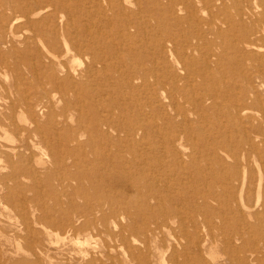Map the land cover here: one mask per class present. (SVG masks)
Masks as SVG:
<instances>
[{
	"label": "bare ground",
	"instance_id": "obj_1",
	"mask_svg": "<svg viewBox=\"0 0 264 264\" xmlns=\"http://www.w3.org/2000/svg\"><path fill=\"white\" fill-rule=\"evenodd\" d=\"M134 4L137 7H134L135 6ZM197 5L200 6L199 7V9L201 8L200 10H202V9L207 10L208 15L203 17L202 15L198 14V11L196 8ZM4 7L7 8V10H9L10 13L9 14H3V20L0 19V21L2 22L1 25L2 24H3V26L7 25V27H8V24H9V26H13V25H16V23L18 21H20V24H17L20 27V29L27 30V32L28 31L32 32L33 35L31 37H33V39L35 38L38 41L43 42L46 45V46L44 45L45 48H42V49H44L45 55L46 54L49 55V59L52 58L54 60V64L58 65L61 68V71L63 73V75H62L63 77L60 78L59 76H57L61 73L60 72H59V74L55 73L54 70L49 71L47 73L45 72V74L43 73V75L45 77L43 78V80L41 78L42 81L41 82L38 81L39 82L38 84H41V85L44 84V86H45V84H50L51 90L53 89L52 91H54V92H55V90L56 91L57 90H59V91L60 90H62V91L71 90L72 92H74V95H75L74 99H75L76 103H79L80 101H82L81 100L82 99L81 94L83 91H85V93L84 92L83 93L87 94V96L90 99L97 101V102H95L97 104H95V103L93 104L91 102V104H93V105H91V107L90 106L88 107V108H91V112L89 111L91 115L88 118V120L86 121V123L83 125H80L79 128L78 127L76 128V126L73 127V128H76L80 131L82 130V132H84L88 135V138H86L87 139L86 142H80V140L77 137H75V135L72 133L74 136L71 135L70 137H67L66 139L62 137V139H64V141H58L56 143H52V145H49V147L52 146V148H51L52 150H55L54 154L52 155L53 157L50 155L52 157V160L56 164V167L54 166L56 169L53 170V171H56L54 173V174H56L55 177L58 179L60 184L64 185V186L67 185L66 183H68V181L70 179L75 180L79 186L80 185L83 186L82 183H84L86 180L89 183L90 182L91 183H93V182L97 183V180L99 178L97 177V179H95L96 176L93 174L94 172H96V174L97 173L100 174L101 170L104 169L106 171L107 169L109 170V168H111L108 171L109 173L107 171L106 172L108 173V176L110 175V177L112 178V180L114 182L120 183L122 185V187L126 184V185L131 186L133 188L132 192H130L132 189L130 191L124 190L122 193H120L121 196L119 195L120 196L119 197V196L112 195L113 192H111V195H109L108 193L107 194L102 193L103 191L107 192V190L104 188V186H101L99 184V186H100V187L98 186L99 189H101V190H103V188L105 189L102 192H99L97 190L99 192V194L100 193L103 194V195L102 194L101 195H102V197H104V199L101 201L102 203L99 202L94 206H92L93 205V203H92L91 207H88V205L87 206H84V205L82 206L81 204L77 205L78 202L76 201L77 202L76 203L74 200L76 196H81L82 198L87 200V203H88V199L90 200V199H92L91 197H93V195L91 193H89L90 192L89 190L88 191H82L80 194L79 193L76 194V193L72 192V190L70 191L71 193H67L68 190H66V192H65L62 189L63 188L62 187L61 188L63 190V191L61 190L62 193L60 191V192H58L59 193L58 194L55 192V190H56V188H55V190L53 191L54 195L52 194L51 197L53 198V201L55 203V205H54V203L52 205L55 207L56 211L53 212V210H52L53 208L47 209V207H45V204H44L45 201L43 199H41V198L35 199V200H37V207L33 208L31 211H29V210L27 211L26 210L27 208L26 209L24 208L25 211L20 216L22 222L25 223L24 227L26 226V229L30 227V224H29L30 219L29 218H31V217L33 218V221H34L33 223H37V224L39 223L40 224V223L47 222V223L51 224L52 227L55 229L59 228L62 231H67L66 229L73 230L74 231L73 233L75 236H76L75 232H79L80 230L83 229L81 227L86 226V228H87L88 226L91 227V225H93V226H96V229H97L98 228L97 222L102 224V225H106L109 222H111V220H112L111 223H113V219H115V217H117V216H118V218H119V216L122 218V217H125V215H130L134 218L135 223L138 222V219H142L141 223L135 224V225L132 223L131 224L130 223L125 224L124 222H121V220L119 221L121 224V225H118L119 231L116 229V232L118 231V233H115V230H114V234L118 235L120 237V240L122 239L121 243L123 244V240H125V242H127V237L131 236L132 233L133 234L135 233V235H137L139 232H143L142 234L145 236L144 233L148 234L149 231L151 233L161 231L163 228L169 226L168 224H170V222H171L169 220L170 219L172 220L175 217H177L179 219L180 228L182 231H184V228L186 227L185 222H184L185 218L189 220L190 218H192V219L195 218L196 214H198V215L201 214L205 217V218H203V220L205 219L207 222V221H209V219H207V218H209V216H208L209 213H212V215H215V216H216V214L218 215V213H216V210H215V212H214V210L212 211V208H210L211 210L204 208L205 211H202L203 207L196 205L197 204V198H200V199H202V201L206 202V200L209 198L221 197L220 195H218L219 192H215L216 190H213V189L212 190L211 189L203 190L202 189V190H199L198 193L194 192L192 196H189L188 201L195 203V206L193 207V209L187 211V210H185L186 208L188 209V207L185 206L186 202H185V205L182 202L180 204H177V203L176 204H170V205L164 204L163 200L165 199L166 195L163 193V190L160 189L163 186L160 185L161 187L158 188V186H159L158 183H160L162 180H165L167 177L166 176L167 175L166 168L169 166V162H170L167 160V158L168 159L170 157L172 158L173 163L176 166V167H173V169L174 168L176 169L177 167L183 168L184 164L186 163V162H184L186 160H183L181 158L183 155V154H181L182 152L180 153L179 148H177V147H176V149H173L174 148L173 145L181 144L182 140L184 138H186V139H189L191 141L190 145L192 144L191 146H193L195 149L197 147H199V143H196L197 136H196V138H194L195 136L192 135L190 123H193V122L191 120L192 117L190 118V115L191 116L196 115L198 117H201L200 116L201 113L199 111L196 112L195 108H198V107L200 108L201 103H203V106L206 107L207 103L205 105H204V103L206 102L205 101L206 99L208 100L207 96H214L215 100H217V99L219 100V101H217L218 103L216 102L217 104L212 103L211 107L210 106H207V107L208 108L209 107L214 108L212 110H214V111L216 110L217 113L221 112L222 114H224L225 118L227 117L229 122L225 126L219 127V125H217L219 127V133H217V136H212L213 139H212V142L210 143V145L206 143L208 146H204V148L201 149L202 152H204V153L201 152V155L202 154L205 156L211 155L213 158L215 155V158H216L215 161L217 163H219L220 158L222 157L219 155V153L224 152L227 155V157L230 158L232 164L230 166V169L227 172H226V170L223 169L226 174L221 173V174H223V175H221L220 173H218L219 169H217L218 172L216 170L213 171V172H215L214 173L215 176L213 175L215 178L214 181L219 182V180L222 178L223 179L222 184H224L225 186L228 187L230 185V183L232 182V180H235V181L237 180L239 182L238 184L241 183L242 190H243L244 185H246L247 189H248V187L251 188L252 187L251 185L254 184L253 188L256 187L255 190H256V194H257L258 199L255 198V200H257V201L254 203H252L254 201V199H252L253 201L252 202L250 201V203H249L250 205L248 204V206L250 208L252 206L254 207V206L259 205V204L262 205L263 212H260V213L263 214V216H264V0H0V13L4 12V10H5ZM49 9H50L49 12H46L45 14H42V16H40L41 13H43L44 11H47ZM142 12L143 13L145 12V14L140 15ZM1 18H2V16H1ZM220 22H222L226 25V27L224 29L223 28L221 29ZM169 23H170V25H172V27L169 26ZM203 25L206 26L205 30H204V28H202ZM24 30L22 32H24ZM203 31H206L209 34H211V32H212V33H214L213 35H215L217 37H221L223 39H228L227 42L225 41L226 42L225 45L223 44L224 45L223 46V52L221 53V51H222L221 50L220 53H218L220 55L225 54V56L228 54L232 55L231 57L228 56L229 61H230V65H231V66L229 65V67L233 68V69L231 68V70L233 71L232 75L230 74L232 76V78L230 80H228V82L226 83L225 90L224 89L221 90L222 87L218 86V85H222L221 83L219 84V80H218V83H216V82L213 83L210 81L212 79L213 75L216 74L215 70L217 67L214 70L215 72L212 74L213 70H210L211 68L208 67L209 64L205 65L203 62H200L199 60H197L198 58L193 57V55H194L193 53H195L198 50V39L201 38L200 37L201 35H204ZM2 32H3V30H2ZM20 32H21V30H20ZM3 34H4V32H3ZM205 35H208V34H205ZM5 38H7L6 35H5ZM205 38H208V37L205 36ZM3 39L1 40L2 41L1 44L3 43ZM23 39H24V37H23ZM27 42L28 41H26L25 43H27ZM29 42H28V44H29ZM209 42H211V41H209ZM43 43H41V44H43ZM204 43H205V40H204ZM219 43L222 44V42H219ZM219 43H217V44H219ZM221 44H219V45H221ZM7 45H8V43H7ZM213 45H214V43H213ZM203 46H206V45L204 44ZM36 47H37V45H36ZM0 48H2L3 49L2 52H4L5 49L2 46ZM19 49H21V51H22V48H19ZM23 49H24V47H23ZM218 49H220V48H218ZM201 50H202V52L204 51V49H201ZM211 50H213V49H211ZM199 51H200V49H199ZM2 52H0V53H2ZM23 52L24 51H22V53ZM205 52H209V51L205 49ZM6 53H7V51H6ZM14 53L16 54L15 49H14ZM27 53H28V50H27ZM5 54H3V56ZM8 54H10V53H8ZM40 54H42V51ZM201 54L202 53H200V56H201ZM12 56H13V54H12ZM12 56L11 57L9 56V57L12 58ZM17 56H18V54L16 56H14L13 58L15 59V57H17ZM26 56H27V54H26ZM38 56H37V58L40 59V56L39 57ZM80 56L81 57L83 56L86 60H85L83 66L80 65L82 68L79 70L78 69L79 67L77 68L74 66V65H76V62L74 64L73 60L75 58L77 59V57H78L77 60H79ZM207 56L209 57V55H207ZM214 56H215V54H214ZM83 57L81 59H83ZM208 57H206V59ZM20 58H21V56H20ZM20 58H18V59H20ZM201 58H204V57H201ZM42 59L43 58H41V60ZM217 59H215V60H217ZM219 59H218V61H215V60L214 61L219 62L220 61ZM2 60L4 61V59H2ZM33 60H31V61H33ZM50 60H49V62H50ZM221 60H222V58H221ZM223 60H225V59L223 58ZM38 61H40V60H37L36 62H38ZM43 61L46 62V60H43ZM4 62L1 63V65L4 64ZM22 62H23V60H22ZM44 62H43V64H45ZM71 62L73 63V65ZM215 62H214V64H215ZM78 63H81V62H78ZM13 64L15 65V63H13ZM50 64L51 63H49V65ZM197 64L199 66H197ZM218 64H220V62ZM225 64H227V63L225 62ZM225 64H223V65H225ZM41 65H42V62H41ZM220 66H219V68H220ZM26 67H28L27 64H26ZM179 67L181 70H185V72H187V75L184 74L185 73L184 72L183 73L184 76H182L183 74H180L177 71V69ZM212 67H213V65H212ZM224 67H226V66H224ZM10 68H12V67L10 66ZM13 68H14V66H13ZM31 69L33 70V68H31ZM8 70H10V69H8ZM217 70H218V68H217ZM225 70H226V68H225ZM225 70H224V72H225ZM10 71H12V70H10ZM40 71H43V70L41 69ZM56 71H57V69H56ZM198 72L200 74H198ZM13 73H15V72L13 71ZM197 74L204 77V79L206 80V81L204 80V84L206 83L205 89L209 94L206 92L202 93L203 86L200 83L199 84L194 83L195 78H196L195 76ZM219 74H221V73H219ZM219 74H217V75H219ZM19 75H17V76H19ZM24 75H25V73H24ZM27 75L29 76V74H27ZM34 75H36V73ZM41 75H42V73H41ZM185 75H186V77H185ZM225 75H228V74H225ZM77 76L79 77L78 79L76 78ZM34 77L32 79H34ZM197 77H199V76H197ZM202 77H201V79H202ZM221 77H223V74ZM56 78H59V79L56 80ZM25 79H26V76H25ZM221 80H222V78H221ZM16 81H14V83ZM223 81H226V80H223ZM34 82H35V80H34ZM199 82H201V81H199ZM208 82L213 83V85L210 86V83H208ZM38 84H37V86H39ZM32 85H33V87H35L34 84H32ZM46 87H47V85H46ZM46 87L44 89H46ZM121 88H123V89L127 88V89H129L128 91H130V92L132 90V92H133L132 94L134 97L137 95H139V96L144 95L143 96L144 101L135 102L136 97L135 98L131 97L132 98L131 101H133V102L131 104H128V103L124 104V102H123L124 100L121 101L117 98L114 99V97H111V96H109L110 99L108 100L107 95H109V94L111 95L113 93L112 91H118L119 92V89L121 90ZM29 89H33V88L29 87L28 90ZM161 90L163 92H165L164 93L165 98L167 99L166 104H160V103L156 104L159 101H161L160 100L161 98H158V96H157L160 93L159 91H161ZM16 91H18V90H15V92ZM33 91H35V90H33ZM33 91L31 93H33ZM26 92L28 93L27 90L25 91V93ZM37 92H39V91H37ZM39 94H40V92H39ZM43 94H44V90H43ZM45 94H46V92H45ZM51 94H53V93H51ZM128 94H130V93H128ZM62 95L63 94L60 95V98ZM20 96L18 98H20L24 102L25 100L22 99L24 96L23 95H22L23 97H20ZM30 96L28 97V95H27V98H30ZM72 96H73V94H72ZM36 98H39V97L37 96ZM126 98H128V97H126ZM20 99H19V101H20ZM41 99H42V97H41ZM50 99H52V98H50ZM68 99H70V98H68ZM86 100L88 103L90 102V101H88V99H86ZM141 100H142V98H141ZM1 101H2V99H1ZM27 101H29V100H27ZM73 101L70 100L71 104L70 103L69 104L73 105L72 104ZM51 102H52V100H51ZM67 102H68V100H67ZM116 102H119L120 104L119 103L116 104ZM47 103H48V101H47ZM8 104H10V103L8 102ZM14 104H16V103H14ZM14 104H12V105H14ZM18 104H19V102H18ZM20 104L22 105V102ZM87 104H86V106H87ZM82 105L84 106L85 103H83ZM82 105H79V106L82 107ZM12 107L14 109V106H12ZM15 107H17V106H15ZM26 107L27 106L25 105V108ZM36 107H35V109H36ZM65 107L70 108L71 106H65ZM80 107H78V108H80ZM38 108H40V107H38ZM42 108H41V110H42ZM80 109L83 110V107ZM205 110H207V109H205ZM11 111H12V109H11ZM14 111H12V113ZM41 112L42 111H40L38 113H41ZM209 112L210 111L208 110L207 113H209ZM212 113H214V112H212ZM217 113L215 112V114H213V115L215 116ZM13 114H11V116H13ZM83 115L87 116V114H83ZM39 116H40V114H39ZM51 116L53 117L52 114H51ZM205 116L207 117L206 114H205ZM218 116H220V115H218ZM224 116L223 117L220 116V120H221V118H224ZM19 117H20V115H19ZM198 117L196 118V120L198 119ZM33 119L35 120L36 118L34 117ZM38 119H36V120H38ZM49 119H53V118H49ZM192 119H194V118H192ZM208 119H209V117H208ZM12 120L14 122L13 118H12ZM214 120L211 119V121L213 123H214ZM216 120H217V118H216ZM2 121H0V122H2ZM50 121H48V122H49V124L51 123V125H52V123H55V122H50ZM10 122H12V121H10ZM30 122H32V121H30ZM216 122H218V121H215V123ZM220 124H222V123H220ZM17 126H18V124H17ZM208 127H209V125L207 122L206 123L201 122V124L199 125V128H201V129L207 130ZM39 128H40V126L35 124L31 128H29L27 131H28V133H31L35 136L38 134L39 136L42 137L43 133L41 134V130H39ZM56 128L54 126L53 131H55ZM65 128H66V130L68 129L67 125ZM193 128H195V126H193ZM15 129H17V128H15ZM48 129H51V127ZM48 129H47V132H48ZM17 130H19V129H17ZM21 130H19V131H21ZM57 130H60V129H57ZM69 130H71V128H69ZM43 131H46V130H43ZM62 131L63 130L61 129V132ZM61 132H59V133H61ZM68 133H71V131L67 132V134ZM205 133H206V131H205ZM213 133H214V130H213ZM43 135H47L46 132ZM64 135L67 136L65 131H64L63 136ZM76 135H77V133H76ZM29 136H30V134L28 135V137ZM41 137H40V140H43ZM50 137H51V135H50ZM54 138L56 139V136H54ZM157 138L162 140V141H160V142H162V143H160V145L155 144L156 141L159 140ZM199 138L200 137H198V139ZM48 139H51V138H48ZM60 139H61V137H60ZM57 140H59V139H57ZM73 142H75V143H73ZM44 143H46V142L44 141ZM71 143L73 144L72 146L75 145V148H68V146H71ZM84 144L86 145V147H88L87 150L81 149V147ZM157 144H159V143L157 142ZM27 145L28 144H26V143L25 144H18L15 146L11 145L8 148V150H9L8 153H15L17 150H19V148H22V146H25L26 148L30 147V145H28V146ZM33 146L35 147V142H33V145H31V148ZM170 146H173V148ZM200 146H202V145L200 144ZM29 149L30 148H28V150ZM51 149H49V150H51ZM197 151H199V150L196 149V152ZM20 152L24 153L22 151H20ZM51 153L52 152L50 151V154ZM31 154H33V153H31V149H30V155ZM198 154H200V153H198ZM18 155H20L19 159H21L20 160V166H19L20 168H18L19 171H20V169H26L25 171H27V170L30 171L31 169H33V166H31L32 161H30L32 158L30 160H28L30 158L29 155H28V157H29L28 159L24 158L23 154H22L23 155L22 158H21L20 153ZM190 157H191V162L192 161H198L197 156H190ZM39 158H41V157H39ZM67 158H69V159H67ZM35 160L37 163H43V162H41L42 161L41 159L36 158ZM65 160H70V163L67 164ZM187 160H189V159H187ZM224 160L225 159H222V161H224ZM12 161H14V160L12 159ZM8 163H9V161H8ZM10 163H11V161H10ZM17 163H16V165H17ZM82 163H85V164L83 165ZM193 163L195 165V162H193ZM193 163H192V165H193ZM12 164H10V165H12ZM204 164H205V162H204ZM223 164H225V163L223 162ZM223 164H222V166H223ZM170 165H173V164L170 162ZM83 166H84V169L79 171V167H83ZM202 166H204V165L202 164ZM202 166H200V167H202ZM219 166H221V165L219 164ZM192 167L195 168V166H192ZM16 168L13 169V174H12L13 176L17 175L18 170ZM71 168H75V169H77V171H75V172L71 171ZM186 168H184V169H186ZM34 169H36V168H34ZM61 169L65 170V172H61L59 174V176H57V174L60 172ZM113 169H115L116 172L118 171L119 174L118 173L114 174L115 172H113ZM184 169H181V170H184ZM212 169H214V168H212ZM188 170L191 171V169H188ZM188 170H185V171L187 172ZM191 172H190V174H191ZM107 173H105V174H107ZM180 173L181 172H179L177 174H180ZM98 174H97V176H98ZM103 174H104V172H103ZM177 174H176V176H177ZM183 174H185V173H183ZM210 174H208V175H210ZM170 175H168V176H170ZM172 175H173V173H172ZM28 176H29V173H28ZM189 176H191V175H189ZM189 176H187V177H189ZM24 177H26V176L24 175ZM52 177H53V174L50 176V178H52ZM196 177H197V175H196ZM200 177H201V174H200ZM205 177H206V174H205ZM205 177L203 179H205ZM20 178H21V176H20ZM182 178H183V176H182ZM210 178H212V177H210ZM167 179H168V177H167ZM199 179L197 178V180H199ZM203 179H202V181H203ZM31 180H32V178H31ZM208 180H209V177H208ZM16 181H18V180H15V183H16ZM101 181H102V179H101ZM172 181H171V184H172ZM13 182H14V180H13ZM103 182L104 181H102V183ZM96 183H94V187H95ZM105 183H107V182H105ZM186 183H184V184H186ZM168 184L169 183H166L165 185L169 186ZM17 185H19V184H17ZM91 185H93V184H91ZM111 185H113V182H111ZM162 185H163V183H162ZM193 185H194V183H193ZM67 186H69V185H67ZM118 186H117V188H118ZM176 186H179V185H176ZM221 186H220V188H221ZM237 186L239 187V185H237ZM105 187H107V186H105ZM234 187H235V184H234ZM238 187L237 188L232 187V188L235 190V189H238ZM91 188H93V187H91ZM185 188H187V186ZM64 189H65V187H64ZM108 189H110V187ZM124 189H126V188H124ZM23 190H24V188H23ZM82 190H84V189H82ZM93 190H94V188H93ZM189 190L190 189L188 188V191ZM222 190L225 191L226 188H225V190L224 189H222ZM227 190H229V188H227ZM255 190H253V191H255ZM179 191H180V189H179ZM129 192H130V194H129ZM232 193L233 192H231V195H232ZM240 193H242V192H240ZM240 193H238V194H240ZM250 193H251V191H250ZM22 194H24V193L22 192ZM63 194L66 197L65 200L61 197V195H63ZM168 194H170V192H168ZM189 194L190 193H188V195ZM235 194H237V193H235ZM19 195L20 194H18L17 196H19ZM172 195L174 196V193ZM11 196H10V198H11ZM32 196H34V195H32ZM176 196H177V193H176ZM176 196H175V199H173V200H176V198H177ZM22 197H23V195H22ZM224 197H225V194H224ZM226 197L228 198V196H226ZM15 198L17 199V197H15ZM19 198H21V197L19 196ZM33 198L34 197H32V199ZM261 198H262V200H259ZM97 199H99V198H97ZM167 199H169V196L166 197V200ZM10 200H12V199H10ZM23 200H26V198ZM95 200L93 199V202ZM28 201H30V200H28ZM98 201H100V200H98ZM170 201H171V199H170ZM226 201H224V202H226ZM239 201H241L240 197H239ZM15 202H17V201H15ZM25 202L24 201L22 202V203H24L23 205H25ZM95 202H97V201H95ZM152 202H154V205L151 204ZM174 202H172V203H174ZM205 202H203V203L206 204ZM241 202L244 204L243 201H241ZM28 203H30V202H28ZM28 203H27V205H28ZM64 203H66V204H64ZM18 205L20 206L21 204L19 203ZM30 205L31 204H29V206ZM64 205H66V207ZM48 206H49V204H48ZM57 206H58V208H57ZM233 206L235 207V205H233ZM221 207H223V206H221ZM240 208H242V207H240ZM19 209H21V208H19ZM237 209L239 210V208H237V206H236V210ZM231 210H234V209H231ZM242 210H243V208H242ZM258 210L257 211H256V209L253 210V211H255L253 213H255V215H256V212L260 211V210L259 211ZM229 211L227 212L228 215L230 214ZM55 212L58 213L57 216L55 215ZM242 213H241V215H244ZM93 214H95V215L98 214L99 215L98 218L97 219L94 218V220L89 219L90 215L92 217L95 216ZM225 214H226V210H225ZM238 214H239V212H238ZM212 215L210 216L211 218H212ZM241 215H239V216H241ZM235 216H237V215H235ZM231 218H232V216H231ZM241 218H242V216H241ZM248 218L249 217H246L245 219H248ZM125 219L122 221H125ZM220 219H221V216H220ZM226 219H228V218H226ZM260 219L261 218L259 217L258 220L261 221ZM81 221H84L87 225L85 224V226H82V225H84V223L82 222V224H81L80 223ZM193 221H195V220H193ZM223 221H225V220H223ZM232 222L233 221H231V224H232ZM30 223L32 224V220L30 221ZM75 223H77V225ZM79 223H80V225H79ZM114 223H113V225L115 226ZM238 223H240V222H238ZM244 223H240L238 225H241ZM259 223H261V222H259ZM186 225L188 226V224H186ZM195 225H196V223H195ZM200 225H202V224H200ZM216 225L214 227H217ZM221 225H223V224H221ZM234 225H236V223ZM31 226H33V225H31ZM118 226L116 225V227H118ZM225 226H227V225H224V227ZM255 226L253 224L251 226V229H252V227H255ZM33 227H35V226H33ZM79 227H80V229H79ZM89 227L87 229H89ZM108 227L106 229H108ZM110 227H111V225H110ZM169 227H171V226H169ZM197 227H199V226H197ZM228 227H229L228 229L232 228L230 226H228ZM233 227L235 228V226H233ZM256 227H259L258 224ZM176 228H177V226H176ZM172 229H173V227H172ZM245 229H247V228H245ZM30 230H31V227H30ZM91 230H93V229H91ZM101 230L103 231V229H101ZM173 230H171V233ZM248 230H246V231H248ZM169 231H170V229H169ZM242 231H244V230H242ZM176 232L177 231L174 230V234ZM249 232H251V231H249ZM249 232H247L248 235H249ZM106 233H107V231H106ZM151 233H150V235H151ZM177 233H179V232H177ZM182 233H180V234H182ZM198 233L200 234V232H198ZM66 234H68V231ZM108 234H110V231ZM184 234H185V232H184ZM196 234H197V232H196ZM199 234H198V237L202 238V236H199ZM252 234H254V232H252ZM194 235H195V233H194ZM232 235H234V234L232 233ZM149 236H148V238H150ZM170 236H172V235H170ZM196 236H195V238H196ZM77 237H78V235H77ZM181 237L183 238L184 236L182 235ZM207 238L205 236L204 239H207ZM132 239H134V238H132ZM145 239H147V238H145ZM142 240H143V238H142ZM160 240H163V239L161 238ZM173 240H175V238ZM191 240H189V243ZM228 240H230V239H228ZM164 241H166V239L163 240V242ZM199 241H200V239H199ZM146 242H148V241H146ZM168 242H170V241H168ZM149 243H151V242L149 241ZM153 243H155V242H153ZM177 243H178V241H177ZM194 243H195V241H194ZM196 244H199V243H196ZM196 244H194V245H196ZM131 245H134V244H131ZM173 245L175 248V244H173ZM176 245H178V244H176ZM186 245L187 244H185V246ZM166 246H168V245L166 244ZM192 246H193V244H192ZM232 246H230V247H232ZM148 247H149V245H148ZM160 247H162V246H160ZM239 247H241V246H239ZM127 248L130 249L131 247H127ZM157 248H158V246H157ZM236 248H237L236 249V251H237L238 247L236 246ZM135 249L138 250V247H136ZM246 249H247V247H246ZM146 250L147 249H145L144 252ZM172 250H174V249H172ZM250 250H251V247H250ZM250 250H249V252H250ZM253 250H255V249H253ZM156 251H160V248H159V250H156ZM179 251H181V250H179ZM179 251L177 253L178 255L180 254ZM183 251L184 250H182V252ZM192 251H195V249ZM192 251H191V253H193ZM196 251H197V249H196ZM203 251H201V252H203ZM147 252H150V251H146V253ZM244 252L245 251H243V253ZM254 252H256V251H254ZM128 253H130V252H128ZM161 253L162 252H159L158 254L160 255ZM184 253L185 252H183V254ZM191 253H190V255H191ZM141 255H143V254H141ZM172 255H170V257L176 256V255H174V256H172ZM192 255L194 256V254H192ZM246 255H248V254H246ZM187 256L185 254V259ZM254 256H252V257H254ZM259 256L261 257V254ZM138 257L141 258V256H138ZM183 257L184 256H182V258ZM227 257H229V256H227ZM247 257L244 260H246ZM144 258L146 259L147 257H144ZM162 258H163V255H162ZM194 258L192 260H194ZM202 258H203V256H202ZM145 259L140 260V261H142V264H143V261H146ZM198 259H196V260H198ZM205 259H206V257H205ZM237 259H239V258H237ZM88 260L90 261V258ZM88 260L86 262H88ZM170 260H172V259H170ZM187 260H186V262H187L186 264H188V262H189ZM192 260H190V261H192ZM195 262H193V263L191 262V264H194ZM247 262H245V263L247 264ZM202 263H205V262H202ZM198 264H200V263H198ZM209 264H210V262H209ZM249 264H250V262H249Z\"/></svg>",
	"mask_w": 264,
	"mask_h": 264
},
{
	"label": "rangeland",
	"instance_id": "obj_2",
	"mask_svg": "<svg viewBox=\"0 0 264 264\" xmlns=\"http://www.w3.org/2000/svg\"><path fill=\"white\" fill-rule=\"evenodd\" d=\"M219 4V3H218ZM135 5V4H134ZM133 5V6H134ZM134 7H137L136 5L134 6ZM199 7L200 6H196V8H197V11H198V14H200V15H202L203 17L204 16H207L208 14V11L207 10H204V9H202V10H200L199 9ZM5 8V7H4ZM200 10V11H199ZM50 11V9L49 10H47V11H44L43 13H41V15L40 16H42V14H45L46 12H49ZM203 11V12H202ZM5 12V13H4ZM4 12H2V13H0V19H2L3 20V14H9L10 13V11L9 10H7V8H5V10H4ZM142 14H145V12L143 13H141L140 15H142ZM147 14V13H146ZM1 16H2V18H1ZM39 16V15H38ZM134 17V16H133ZM1 21H0V47L2 46L5 50H4V52L6 53V51H7V53L5 54L4 52H2L3 51V49L2 48H0L1 50H0V52H2V53H0V121H2V122H0V264H142V261H140V260H144L145 258L144 257H147L145 260L146 261H143V264H186L187 262H186V260L187 261H189L188 262V264H191V262L193 263V262H195L194 264H198V263H200V264H209V262H210V264H246L245 262H247V264H249V262H250V264H264V216H263V214H261L260 212H263V207H262V205H256V206H252V207H250L249 208V206H248V204L250 203V201L252 202L253 200L252 199H254V201L252 202V203H254V202H256L257 200H255V198L256 199H258L257 198V194H256V187L255 188H253V186H254V184L253 185H251L252 187L250 188V187H248V189H247V186L246 185H244V187H243V190H242V185H241V183L240 184H238L239 182L236 180H232V182L230 183V187L228 186H225L224 184H222L223 182V179L221 178L220 180H219V182H216V181H214L215 180V178H214V173L215 172H213V171H217L218 172V170L217 169H219V172L218 173H223V174H226L225 173V171L224 170H226V172L230 169V166H231V160H230V158L229 157H227V155L224 153V152H220L219 153V155L220 156H222L221 158H220V162L219 163H217L216 161H215V155H214V158L211 156V155H209V156H205V155H201V152H202V150L201 149H203L204 148V146H208L207 144H209L210 145V143L212 142V139H213V137L212 136H217V133H219V127L220 126H225L228 122H229V120H228V118L226 117L225 118V116H224V114H222L221 112H219V113H217V111L215 110H212V109H214V108H210L211 107V104L213 103H215V104H217L218 102L217 101H219L218 99L217 100H215L214 99V96H207L208 97V100L206 99L205 101V103H204V105L206 104V107L207 106H210L209 108L207 107H205V106H203V103H201V105H200V108L198 107V108H195L196 109V112H200L199 114H200V116L202 117H198V116H196V115H190V118L192 117V118H194V119H192L191 118V120H192V122L193 123H190V127H191V131H192V135L193 136H195L194 138H196V136H197V138H196V143H199V147H197L196 149H198L199 151H197L196 152V149L193 147V146H191L190 145V143H191V141L189 140V139H186V138H184L183 140H182V142H181V144H179V145H173L174 146V148H173V146H170V147H172L173 149H176V147L177 148H179V151H180V153L181 154H183L182 155V159L183 160H186V161H184V162H186L185 164H184V167L183 168H181V167H177L176 169L174 168L173 169V167H176L175 166V164L173 163V160H172V158L170 157L169 159L167 158V160L168 161H170L173 165H170V162H169V166L166 168V173H167V177H168V179H167V177H166V179L165 180H162L160 183H158V188H160L161 186H163V187H161L160 189H162L163 190V193L166 195V197H168L169 196V199H167L166 200V197H165V199L163 200V203L164 204H166V205H170V204H180L181 202L182 203H184V205H185V202H186V207H188V209L186 208L185 210H187V211H189V210H191V209H193V207L195 206V203H193V202H189L188 201V198H189V196H192L193 195V193L194 192H196V193H198L199 192V190H205V189H213V190H216L215 192H219V194L218 195H220L221 197H219V198H216V197H213V198H209V199H207L206 200V202L205 201H202V199H200V198H197V204L196 205H199V206H201V207H203V209H202V211H205V209H209V210H211L210 208H212V211L214 210V212H215V210H216V213H218V215L216 214V216L215 215H212V213H209V218H207V219H209V221H207L206 222V220L204 221L203 220V218H205L203 215H201V214H196V217L195 218H190L189 220L188 219H184V222H185V228H184V231H182L181 230V228H180V225H179V223H180V221H179V219L177 218V217H175V218H173L172 220L170 219L169 221H171L170 222V224H168L169 226H171V227H169V226H167V227H165V228H163L161 231H159V232H153V233H151L150 231L148 232V234H146V233H144L145 234V236L142 234L143 232H139L137 235H135V233L133 234L132 233V235L131 236H128L127 237V242H125V240H123V244L121 243L122 242V239L120 240V237L118 236V235H116V234H114V230H115V233H118V231H119V226L118 225H121L120 224V220H121V222H124L125 224H127V223H132V224H139V223H141V221H142V219H138V222L137 223H135V221H134V218L132 217V216H130V215H125V217H120L119 216V218H118V216L117 217H115V219H113V223L115 224V226L113 225V223H111L112 222V220H111V222H109L108 224H106V225H102V224H100V223H98L97 222V229H96V226H93V225H91V227H89V229H87L86 228V226H85V222L84 221H81L80 223L82 224V222L84 223V225H82V226H85V227H81V228H83L82 230H80L79 232H75V234H76V236L74 235V231L73 230H69V229H66L67 231H68V234H66L67 233V231H62V230H60L59 228H53L52 227V225L51 224H49V223H47V222H45V223H33L34 221H33V218L31 217V218H29L30 219V221L32 220V224L30 223V221H29V224H30V227H31V230H30V227L29 228H27L26 229V226L24 227V222H22V220H21V215L24 213V211H25V209L28 211H31L33 208H36L37 207V200H35V199H39V198H41V199H43L45 202H44V204H45V207H47V209H50V208H53L52 210H53V212L54 211H56L55 210V207L52 205L53 203H54V201H53V198L51 197L52 196V194L54 195V193H53V191L55 190V188H56V190H55V192L56 193H58V192H60L62 189L66 192V190H68L67 191V193H71L70 191L72 190V192H74V193H76V194H80L82 191H90L89 193H91L92 195H93V197H91L92 199H88V203H87V200H85L84 198H82L81 196H76L75 197V202L77 201L78 202V204L77 205H79V204H81L82 206L84 205V206H87L88 205V207H91V204L93 203V205L92 206H94V205H96L97 203H102L101 201L104 199V197H102V193H105V194H109V195H111V192H113V194L112 195H114V196H121V194L120 193H122L124 190H127V191H130L131 189V191L130 192H132L133 191V188L131 187V186H128V185H124L123 187L124 188H126V189H124L123 187H122V185L120 184V183H117V182H114L113 180H112V178L110 177V175L108 176V171L111 169V168H109V170L107 169L106 171L108 172H106L104 169V171L103 170H101L100 172L102 173H100V174H98V176H97V174H96V172H94L93 174L96 176L95 177V179H97V177L99 178L98 180H97V183L96 182H93V183H89L87 180L84 182V183H82V185L83 186H79L77 183H76V181L75 180H73V179H70L69 181H68V183H66L67 185H69V186H67L66 184V186H64V185H61L60 184V182L58 181V179L55 177V175L56 174H54L56 171H53L54 169H56L55 167H56V164L54 163V161L52 160V155L54 154V151L55 150H52L51 148H52V146L51 147H49V145H52V143H56V142H58V141H64V139H62V137L63 138H67V137H70L71 135H75V137H77L79 140H80V142H86V138H88V135L86 134V133H84V132H82V130L80 131V130H78V129H76L77 127L79 128V126L80 125H83V124H85L86 123V121L88 120V118L90 117V112H91V108H88L89 106L91 107V105H93L95 102H97V101H94V100H92V99H90L88 96H87V94H84L85 93V91H83L82 92V94H81V96H82V101H80L79 103H76L75 102V95H74V92H72L71 90H66V91H62V90H55V92L54 91H52L51 90V85L50 84H45V86H44V84L43 85H41V84H38L39 82L38 81H42L43 80V78L45 77L44 75H43V73L45 74V72L47 73V72H49V71H55V73H58L59 74V72L61 73V74H59V75H57V76H59L60 78L61 77H63L62 75H63V73H62V71H61V68L58 66V65H56V64H54V60L52 59V58H50L49 59V55H45V53H44V49H42V48H45V44L43 43V42H40V41H38L37 39H33V37H31L32 35H33V33L32 32H30V31H28L27 32V30H24V29H20V27L17 25V24H20V21H18L17 23H16V25H13V26H9V24H8V27H7V25H5V26H3V24L1 25ZM171 23V22H170ZM170 23H169V26H171L172 27V25H170ZM172 24V23H171ZM204 26V27H203ZM202 26V28H204V30L206 29V26L205 25H203ZM220 26H221V29L223 28H225L226 27V25L224 24V23H222V22H220ZM174 27V26H173ZM2 28V29H1ZM2 30H3V32H4V34H3V32H2ZM20 30H21V32H20ZM24 30V32H22ZM9 32V33H8ZM13 32V33H12ZM206 31H203V33H204V35L205 34H208V35H205V36H207L208 38H205V36L204 35H201L200 37L201 38H199L198 39V50L195 52V53H193L194 55H193V57L195 58H198L197 60H199L200 62H203L205 65L206 64H209V68H211L210 70H213L212 71V74L215 72L216 74V76L215 75H213V77H212V79L210 80L211 82H213V83H218V80H219V84L221 83L222 85H218L219 87L221 86L222 88H221V90H225V88H226V83L228 82V80H230L231 78H232V70H231V68L232 67H229V65H230V61H229V58H228V56L229 57H231L232 55L231 54H228V55H226L225 56V54H223V55H220V54H218V53H220V51H221V53L223 52V46L225 45V43L227 42V40L228 39H223V38H221V37H217V36H215V35H213L214 33H212L211 32V34H209L208 32H206ZM8 33V34H7ZM18 34V35H17ZM5 35H6V37L7 38H5ZM212 35V36H211ZM4 38H2V37ZM30 36V37H29ZM203 36V37H202ZM23 37H24V39H23ZM210 37V38H209ZM213 37V38H212ZM26 38V39H25ZM29 38V39H28ZM31 38V39H30ZM3 39V43L1 44V40ZM203 39V40H202ZM216 39V40H215ZM30 41L29 42V44H28V42L27 43H25L26 41ZM204 40H205V43H204ZM219 40V41H218ZM223 40V41H222ZM11 41V42H10ZM13 41V42H12ZM209 41H211V42H209ZM216 41V42H215ZM226 41V42H225ZM39 42V43H38ZM208 44H207V43ZM219 42H222V44L221 43H219ZM7 43H8V45H7ZM41 43H43V44H41ZM203 43V44H202ZM211 43V44H210ZM213 43H214V45H213ZM217 43H219V44H221V45H219V44H217ZM26 46H25V45ZM28 44V45H27ZM35 44V45H34ZM206 45V46H203V45ZM224 44V45H223ZM36 45H37V47H36ZM41 45V46H40ZM45 45V46H44ZM13 46V47H12ZM30 46V47H29ZM220 46V47H219ZM222 46V47H221ZM23 47H24V49H23ZM19 48H22V51H24L23 53H22V51H21V49H19ZM31 48V49H30ZM35 48V49H34ZM37 48V49H36ZM210 48V49H209ZM218 48H220V49H218ZM7 49V50H6ZM14 49L16 50V54L14 53ZM19 49V50H18ZM41 49V50H40ZM199 49H200V51H199ZM201 49H204V51L202 52V50ZM205 49L206 50H208L209 52H205ZM211 49H213V50H211ZM10 50V51H9ZM12 50V51H11ZM19 52H18V51ZM27 50H28V53H27ZM35 50V51H34ZM30 51V52H29ZM39 53H38V52ZM41 51H42V54H40L41 53ZM18 52V53H17ZM36 52V53H35ZM8 53H10V54H8ZM33 53V54H32ZM35 53V54H34ZM200 53H202L201 54V56H200ZM213 53V54H212ZM2 54V55H1ZM3 54H5L4 56H3ZM12 54H13V56H12ZM18 54V56L17 57H15V59L13 58L14 56H16ZM26 54H27V56H26ZM40 54V55H39ZM199 56H198V55ZM205 54V55H204ZM214 54H215V56H214ZM35 55V56H34ZM40 56V59L39 58H37V56ZM207 55H209V57L207 56ZM217 55V56H216ZM12 56V58H10V57ZM20 56H21V58H20ZM25 56V57H24ZM31 58H30V57ZM38 56V57H39ZM42 56V57H41ZM220 56V57H219ZM222 56V57H221ZM6 57V58H5ZM83 57V56H82ZM81 56L79 57V60H77L78 59V57H77V59L75 60H73V63L75 64V62H76V65H74L75 67H79L78 69L80 70L82 67L81 66H83L84 65V62H85V58L83 57V59H81L82 58ZM201 57H204V58H201ZM206 57H208L207 59H206ZM214 59H213V58ZM220 59H219V58ZM10 60H9V59ZM18 58H20V59H18ZM41 58H43L42 60H41ZM202 60H201V59ZM220 60L219 62H220V64H218L219 62H215V61H218V59ZM221 58H222V60H221ZM223 58L226 60H223ZM2 59H4V61L2 60ZM15 61H14V60ZM17 59V60H16ZM35 61H34V60ZM215 59H217V60H215ZM22 60H23V62H22ZM27 60V61H26ZM31 60H33V61H31ZM37 60H40V61H38V62H36ZM43 60H46V62H44ZM49 60H50V62H49ZM84 60V61H83ZM207 60V61H206ZM209 60V61H208ZM215 60V61H214ZM17 61V62H16ZM4 62V64H2L1 65V63H3ZM10 62V63H9ZM12 62V63H11ZM41 62H42V65L44 66H42L41 65ZM43 62L45 63V64H43ZM48 62V63H47ZM78 62H83L82 64L81 63H78ZM209 62V63H208ZM214 62H215V64H214ZM225 62L227 63V64H225ZM13 63H15V65L13 64ZM23 63V64H22ZM29 63V64H28ZM33 63V64H32ZM36 63V64H35ZM39 65H38V64ZM49 63H51L50 65H49ZM72 63V62H71ZM73 63H72V65H73ZM78 63V64H77ZM202 63V64H203ZM225 64V65H223V64ZM12 64V65H11ZM26 64H27V66L28 67H26ZM213 65V67H212V65ZM217 64V65H216ZM222 64V65H221ZM8 67H7V66ZM12 67V68H10V66ZM22 65V66H21ZM33 67H32V66ZM81 65V66H80ZM221 65V66H220ZM6 66V67H5ZM13 66H14V68H13ZM21 66V67H20ZM197 66H199L198 64H197ZM211 66V67H210ZM219 66H220V68H219ZM224 66H226V67H224ZM231 66V65H230ZM4 67V68H3ZM194 67V66H193ZM218 68V70H217V68ZM10 69V70H12V71H10V70H8V69ZM28 68V69H27ZM31 68H33V70L31 69ZM215 68H216V70H215ZM225 68H226V70H225ZM15 69V70H14ZM38 71H37V70ZM43 70V71H40V70ZM56 69H57V71H56ZM179 69V70H178ZM177 69V71L180 73V74H183L184 72H185V70H181L180 69V67ZM233 69V68H232ZM36 70V71H35ZM45 70V71H44ZM215 70V71H214ZM224 70H225V72H224ZM231 70V71H230ZM13 71L15 72V73H13ZM22 71V72H21ZM182 71V72H181ZM227 71V72H226ZM31 72V73H30ZM33 72V73H32ZM42 73V75H41V73ZM200 72V71H199ZM198 72V74H200ZM218 72V73H217ZM18 73V74H17ZM24 73H25V75H24ZM36 73V75H34ZM40 73V74H39ZM219 73H221V74H219ZM15 74V75H14ZM20 74V75H19ZM27 74H29V76L27 75ZM184 74H186L187 75V72H185ZM184 74L182 75V76H184ZM196 75L195 77V81H194V83L195 84H201L202 86H203V90H202V93H204V92H206V93H208L207 91H206V89H205V84H204V77H202V76H200V75ZM217 74H219V75H217ZM222 74H223V77H221L222 76ZM225 74H228V75H225ZM231 74V75H230ZM17 75H19V76H17ZM186 75H185V77H186ZM25 76H26V79H25ZM35 76V77H34ZM43 76V77H42ZM197 76H199V77H197ZM219 76V77H218ZM226 78H225V77ZM31 77V78H30ZM34 77V79H32ZM201 77H202V79H201ZM216 77V78H215ZM222 78V80H221V78ZM229 77V78H228ZM41 78H42V80H41ZM77 79L79 78L78 76L76 77ZM198 78V79H197ZM37 79V80H36ZM55 79V78H54ZM59 78H56V80H58ZM187 79V78H186ZM17 80V81H16ZM30 80V81H29ZM34 80H35V82H34ZM184 80V79H183ZM213 80V81H212ZM223 80H226V81H223ZM14 81H16L15 83H14ZM23 81V82H22ZM34 83H33V82ZM199 81H201V82H199ZM203 81V82H202ZM206 81V80H205ZM222 81V82H221ZM30 82V83H29ZM211 82H208V83H210V86L211 85H213V83H211ZM36 83V84H35ZM203 83V84H202ZM19 84V85H18ZM24 84V85H23ZM32 84H34L35 85V87H33V85ZM37 84L39 85V86H37ZM224 84V85H223ZM46 85H47V87H46ZM21 86V87H20ZM207 86V85H206ZM217 86V87H218ZM26 87V88H25ZM33 88V89H29L28 90V88ZM46 87V89H44ZM50 88V89H49ZM21 89V90H20ZM127 91H126V90ZM15 90H18V91H16L15 92ZM28 91V93L26 92L25 93V91ZM33 90H35V91H33V93H31ZM43 90H44V94H43ZM129 89H127V88H121V90L119 89V92L118 91H112L113 93V95L111 94H109V95H107V98H108V100L110 99L109 98V96H111V97H114V99L115 98H117V99H119V100H121V101H123L124 102V104H131L133 101H131L132 100V98L134 97L133 96V92H132V90H131V92L130 91H128ZM37 91H39L40 92V94H39V92H37ZM52 91V92H51ZM71 91V92H70ZM123 91V92H122ZM45 92H46V94H45ZM49 92V93H48ZM53 93V94H51V93ZM60 94H59V93ZM160 93L157 95L158 96V98H161L160 100L161 101H159L158 103H156V104H166L167 103V99L165 98V92H163L162 90L161 91H159ZM22 93V94H21ZM55 93V94H54ZM73 94V96H72V94ZM121 93V94H120ZM125 93V94H124ZM128 93H130V94H128ZM37 94V95H36ZM43 94V95H42ZM50 94V95H49ZM58 94V95H57ZM61 94H63L62 96H61V98H60V95ZM66 94V95H65ZM209 94V93H208ZM20 97H23L22 99H24L25 101L23 102L20 98H18L19 96ZM23 95V96H22ZM27 95H28V97L30 96V98H27ZM46 95V96H45ZM49 97H48V96ZM160 95V96H159ZM18 96V97H17ZM38 96L40 99H41V97H42V99L40 100L39 98H36V97ZM55 96V97H54ZM85 96V97H84ZM121 96V97H120ZM130 96V97H129ZM144 95H137V96H135L134 98L136 99L135 100V102H137V101H144V97H143ZM7 97V98H6ZM9 97V98H8ZM11 97V98H10ZM54 97V98H53ZM65 97V98H64ZM126 97H128V98H126ZM132 97V98H131ZM32 98V99H31ZM50 98H52V99H50ZM58 98V99H57ZM68 98H70V99H68ZM85 98V99H84ZM141 98H142V100H141ZM211 98V99H210ZM1 99H2V101H1ZM19 99H20V101H19ZM54 99V100H53ZM86 99H88V101H90L89 103L87 102V100ZM8 100V101H7ZM15 100V101H14ZM27 100H29V101H27ZM51 100H52V102H51ZM63 100V101H62ZM67 100H68V102H67ZM70 100H74L73 102H72V104L73 105H70L71 104V102H70ZM101 100V99H100ZM128 100V101H127ZM130 100V101H129ZM221 100V99H220ZM17 101V102H16ZM38 101V102H37ZM47 101H48V103H47ZM214 101V102H213ZM7 102V103H6ZM8 102L10 103V104H8ZM18 102H19V104L22 102V105L20 104H18ZM46 102V103H45ZM82 102V103H81ZM91 102L93 103V104H91ZM130 102V103H129ZM217 102V103H216ZM14 103H16V104H14ZM70 103V104H69ZM83 103H85V105L83 106L82 104ZM89 105H88V104ZM119 102H116V104H118ZM12 104H14V105H12ZM27 106L26 108H25V105ZM68 104V105H67ZM76 104V105H75ZM86 104H87V106H86ZM95 104H97V103H95ZM120 104V103H119ZM210 104V105H209ZM38 105V106H37ZM79 105H82V107H83V110H81L80 108H82V107H80ZM12 106H14V109H13V107L11 108ZM15 106H17V107H15ZM37 106V107H36ZM45 106V107H44ZM65 106H71L70 108H67V107H65ZM10 107V108H9ZM35 107H36V109H35ZM38 107H40V108H38ZM43 107V108H42ZM65 107V108H64ZM76 107V108H75ZM78 107H80V108H78ZM41 108H42V110H41ZM76 110H75V109ZM88 108V109H87ZM11 109H12V111H14L13 113L15 114H13L12 113V111H11ZM28 109V110H27ZM38 109V110H37ZM40 109V110H39ZM205 109H207V110H205ZM64 110V111H63ZM208 110L211 112H209V113H207L208 112ZM24 111V112H23ZM29 111V112H28ZM40 111H42L41 113H38V112H40ZM85 113H84V112ZM90 111V112H89ZM204 111V112H203ZM207 111V112H206ZM10 112V113H9ZM164 112V111H163ZM203 112V113H202ZM212 112H214V113H212ZM215 112L218 114V115H220L221 117H223L224 116V118H221V120H220V116H218L217 114L214 116L213 114H215ZM6 114V115H5ZM9 114V115H8ZM11 114H13V116H11ZM32 114V115H31ZM36 114V115H35ZM39 114H40V116H39ZM51 114L53 115V117L51 116ZM83 114H87V116H85V115H83ZM203 114V115H202ZM205 114L207 115V117L205 116ZM19 115H20V117H19ZM83 115V116H82ZM212 115V116H211ZM8 116V117H7ZM38 116V117H37ZM51 116V117H50ZM7 117V118H6ZM30 117V118H29ZM36 118V119H38V120H34L33 118ZM84 117V118H83ZM198 117V119L196 120V118ZM206 119H205V118ZM208 117H209V119H208ZM211 117V118H210ZM215 117V118H214ZM12 118L14 119V122H13V120H12ZM20 118V119H19ZM49 118H53V119H49ZM57 120H55V119ZM87 118V119H86ZM201 118V119H200ZM215 120H214V119ZM216 118H217V120H216ZM32 119V120H31ZM211 119L212 120H214V123L211 121ZM226 119V120H225ZM51 120V121H50ZM53 120V121H52ZM204 122H203V121ZM224 122H223V121ZM10 121H12V122H10ZM30 121H32V122H30ZM37 121V122H36ZM48 121H50V122H55V123H52V125H51V123L49 124V122ZM208 123V125H209V127L211 128H209L208 127V129L206 130V129H201V128H199V125L201 124V122L202 123H206V122ZM215 121H218V122H216L215 123ZM10 122V123H9ZM36 122V123H35ZM58 122V123H57ZM63 122V123H62ZM222 123V124H220V123ZM7 123V124H6ZM57 123V124H56ZM65 123V124H64ZM82 123V124H81ZM219 123V124H218ZM224 123V124H223ZM3 124V125H2ZM17 124H18V126H17ZM35 124H37L38 126H40V128H39V130H41V134L43 133V134H45V132H46V134L47 135H43L42 134V137L41 136H39L38 134L35 136V135H33V134H31V133H28V129L29 128H31L32 126H34ZM44 127H43V126ZM66 125H67V127H68V129L66 130ZM192 125V126H191ZM217 125H219V127L217 126ZM17 126V127H16ZM20 126V127H19ZM42 126V127H41ZM54 126H55V128H56V130L57 129H60V130H55V131H53V129H54ZM62 126V127H61ZM76 126V128H73V127H75ZM193 126H195V128H193ZM215 126V127H214ZM50 128L51 127V129H48V128ZM53 127V128H52ZM60 127V128H59ZM197 127V128H196ZM15 128H17V129H19V130H21V131H19V130H17V129H15ZM43 128V129H42ZM48 129V132H47V129ZM69 128H71V130H69ZM215 128V129H214ZM24 129V130H23ZM61 129L63 130L62 132H61ZM195 129V130H194ZM43 130H46V131H43ZM51 130V131H50ZM75 130V131H74ZM79 132H78V131ZM197 130V131H196ZM213 130H214V133H213ZM64 131H65V133H66V135L67 136H63V134H64ZM71 131V133H68L67 134V132H70ZM77 131V132H76ZM205 131H206V133H205ZM208 131V132H207ZM218 131V132H217ZM59 132H61V133H59ZM77 133V135H76V133ZM50 133V134H49ZM73 133V134H72ZM208 133V134H207ZM213 133V134H212ZM222 133V132H221ZM30 134V136L28 137V135ZM55 134V135H54ZM62 134V135H61ZM215 134V135H214ZM50 135H51V137H50ZM58 135V136H57ZM61 135V136H60ZM69 135V136H68ZM73 135V136H74ZM206 135V136H205ZM211 135V136H210ZM54 136H56V139L54 138ZM204 136V137H203ZM40 137L46 142V143H44V141L43 140H40ZM45 137V138H44ZM58 137V138H57ZM60 137H61V139H60ZM198 137H200L199 139H198ZM29 138V139H28ZM48 138H51V139H48ZM205 138V139H204ZM28 139V140H27ZM57 139H59V140H57ZM157 139H159V138H157ZM49 140V141H48ZM57 140V141H56ZM82 140V141H81ZM85 140V141H84ZM203 140V141H202ZM208 140V141H207ZM35 142V147L33 146L32 148H31V145H33V142ZM160 141H162L161 139H159V140H157L156 141V145H160V143H162V142H160ZM32 142V143H31ZM43 142V143H42ZM157 142L159 143V144H157ZM28 144V145H30V147H25V146H22V148H19V150H17L15 153H8L9 152V150H8V148L11 146V145H13V146H15V145H18V144ZM51 143V144H50ZM73 143H75V142H73ZM164 143V142H163ZM206 145H205V144ZM200 144L202 145V146H200ZM27 145V146H28ZM49 147H47V146ZM73 144L71 143V146H68V148H75V145L74 146H72ZM28 148H30L31 149V153H33V154H31L30 155V149L28 150ZM80 148V147H79ZM86 148V149H85ZM49 149H51V150H49ZM65 149V148H64ZM81 149H84V150H87L88 149V147H86V145L84 144L82 147H81ZM194 149V150H193ZM178 150V149H177ZM20 151H22V152H24V153H21ZM27 151V152H26ZM50 151L52 152L51 154H50ZM26 152V153H25ZM65 152V151H64ZM21 154V158H22V156L24 155V158H29L28 157V155L30 156V158L28 159V160H30L31 158V160L30 161H32L31 162V166H33V169H31L30 171L29 170H27V171H25L26 169H20V171H19V169L18 168H20L19 166H20V160L21 159H19L20 157V155H18V154ZM191 155H190V154ZM198 153H200V154H198ZM202 153H204V152H202ZM12 156H11V155ZM23 154V155H22ZM193 154V155H192ZM18 155V156H17ZM52 157H51V156ZM11 156V157H10ZM15 156V157H14ZM190 156H197V158H198V161H192L191 162V157ZM219 156V157H220ZM39 157H41V158H39ZM202 157V158H201ZM205 159H204V158ZM217 157V156H216ZM9 158V159H8ZM41 159L42 161L41 162H43V163H37L36 162V160L35 159ZM213 158V159H212ZM12 159L14 160V161H12ZM17 159V160H16ZM35 161H34V160ZM67 159H69V158H67ZM187 159H189V160H187ZM222 159H225L224 161H222ZM8 161H9V163H10V161H11V163L10 164H12V165H10L9 163H8ZM18 163H17V162ZM66 161V163L67 164H69L70 163V160H65ZM202 163H201V162ZM193 162H195V165H194V163ZM204 162H205V164H204ZM223 162L225 163V164H223ZM16 163H17V165H16ZM192 163H193V165H192ZM230 163V164H229ZM83 165L85 164V163H82ZM189 164V165H188ZM201 164V165H200ZM202 164L204 165V166H202ZM213 164V165H212ZM219 164L222 166V164H223V166L221 167V166H219ZM197 165V166H196ZM202 166V167H200V166ZM206 165V166H205ZM15 166V167H14ZM38 166V167H37ZM55 166V167H54ZM187 168H186V167ZM192 166H195V168H193ZM16 168L18 171H17V175L16 176H13L12 174H13V169L14 168ZM170 167V168H169ZM204 167V168H203ZM214 168V169H212V168ZM220 167V168H219ZM229 167V168H228ZM22 168V167H21ZM32 168V167H31ZM34 168H36V169H34ZM184 168H186V169H184ZM208 168V169H207ZM228 168V169H227ZM38 169V170H37ZM52 169V170H51ZM84 169V166L83 167H79V171H81V170H83ZM171 171H170V170ZM173 169V170H172ZM181 169H184V170H181ZM188 169H191V171H189ZM212 169V170H211ZM222 169V170H221ZM224 169V170H223ZM37 172H36V171ZM168 170V171H167ZM185 170H188L187 172L185 171ZM222 172H221V171ZM71 171H77V169H75V168H71ZM183 171V172H182ZM185 171V172H184ZM22 172V173H21ZM53 174V177L52 178H50V176L52 175L51 173ZM61 172H65V170H63V169H61L60 170V172L57 174V176H59V174L61 173ZM103 172H104V174L105 173H107V174H103ZM113 172H115L114 174H117L118 173V171L116 172V170L115 169H113ZM179 172H181L180 174H177V173H179ZM190 172H191V174H190ZM205 172V173H204ZM212 172V173H211ZM28 173H29V176H28ZM49 173V174H48ZM172 173H173V175H172ZM183 173H185V174H183ZM189 175H191V176H189ZM210 174V175H208V174ZM23 174V175H22ZM39 174V175H38ZM119 174V173H118ZM171 174V175H170ZM176 174H177V176H176ZM200 174H201V177H200ZM205 174H206V177H205ZM223 174H221V175H223ZM24 175L26 176V177H24ZM101 175V176H100ZM104 175V176H103ZM168 175H170V176H168ZM196 175H197V177H196ZM212 175V176H211ZM214 175V176H213ZM14 178H13V177ZM20 176H21V178H20ZM29 178H28V177ZM104 178H103V177ZM173 176V177H172ZM179 176V177H178ZM182 176H183V178H182ZM187 176H189V177H187ZM209 177V180H208V177ZM16 177V178H15ZM32 178V180H31V178ZM35 177V178H34ZM170 177V178H169ZM177 177V178H176ZM205 177V179H203ZM210 177H212V178H210ZM13 178V179H12ZM18 178V179H17ZM108 178V179H107ZM180 178V179H179ZM187 178V179H186ZM197 178L199 179V180H197ZM49 179V180H48ZM101 179H102V181H104L103 183H102V181H101ZM104 179V180H103ZM193 179V180H192ZM202 179H203V181H202ZM13 180H14V182H13ZM15 180H18V181H16V183H15ZM34 180V181H33ZM130 180V179H129ZM168 180V181H167ZM173 180V181H172ZM186 180V181H185ZM21 181V182H20ZM37 181V182H36ZM39 181V182H38ZM171 181H172V184H171ZM184 181V182H183ZM200 181V182H199ZM209 181V182H208ZM214 181V182H213ZM34 182V183H33ZM105 182H107V183H105ZM111 182H113V185H111ZM169 183L168 185L169 186H166L165 184L166 183ZM178 182V183H177ZM187 182V183H186ZM21 183V184H20ZM23 183V184H22ZM94 183H96V185H95V187H94ZM102 183V184H101ZM162 183H163V185H162ZM184 183H186V184H184ZM193 183H194V185H193ZM216 183V184H215ZM237 183V184H236ZM17 184H19V185H17ZM36 184V185H35ZM51 184V185H50ZM91 184H93V185H91ZM99 184L101 185V186H104V188L107 190V192H105V191H103V190H105L103 187V190H101V189H99L98 188V186H99ZM121 187H119L118 185ZM171 184V185H170ZM175 184V185H174ZM181 184V185H180ZM234 184H235V187L237 188L238 186L237 185H239V187H238V189H233V188H235L234 187ZM39 185V186H38ZM72 185V186H71ZM91 185V186H90ZM161 185V186H160ZM176 185H179V186H176ZM184 185V186H183ZM223 187H222V186ZM54 188H53V187ZM75 186V187H74ZM79 186V187H78ZM105 186H107V187H105ZM117 186H118V188H117ZM172 188H171V187ZM182 186V187H181ZM187 186V188H185ZM220 186H221V188H220ZM233 188H232V187ZM18 187V188H17ZM24 188V190H23V188ZM32 189H31V188ZM37 187V188H36ZM63 187V188H62ZM64 187H65V189H64ZM69 187V188H68ZM89 187V188H88ZM91 187H93L94 188V190H93V188H91ZM100 187V186H99ZM110 187V189H108ZM168 187V188H167ZM177 187V188H176ZM36 188V189H35ZM62 188V189H61ZM97 188V189H96ZM123 188V189H122ZM175 188V189H174ZM188 188L190 189L189 191H188ZM225 188H226V190H225ZM227 188H229V190H227ZM82 189H84V190H82ZM96 189V190H95ZM174 189V190H173ZM179 189H180V191H179ZM222 189H224L225 191H223ZM232 189V190H231ZM245 189V190H244ZM251 189V190H250ZM18 192H17V191ZM62 190V191H63ZM102 192V193H100L99 194V192ZM111 190V191H110ZM116 190V191H115ZM119 192H118V191ZM122 190V191H121ZM173 192H172V191ZM177 190V191H176ZM193 190V191H192ZM219 190V191H218ZM237 190V191H236ZM241 190V191H240ZM253 190H255V191H253ZM62 191H61V193H62ZM80 191V192H79ZM92 191V192H91ZM170 192V194H168V192ZM250 191H251V193H250ZM22 192L24 193V194H22ZM97 192V193H96ZM117 192V193H116ZM130 192H129V194H130ZM183 194H182V193ZM190 193L189 195H188V193ZM224 192V193H223ZM226 192V193H225ZM228 192V193H227ZM231 192H233L232 193V195H231ZM237 193V194H235V193ZM240 192H242V193H240ZM245 192V193H244ZM11 193V194H10ZM95 195H94V194ZM174 193V196L172 195V194ZM176 193H177V196H176ZM238 193H240V194H238ZM18 194H20L19 196L21 197V198H19V196H17ZM59 194V193H58ZM98 194V195H97ZM102 194V195H101ZM185 194V195H184ZM224 194H225V197H224ZM234 194V195H233ZM11 196V198H10V196ZM16 195V196H15ZM22 195H23V197H22ZM32 195H34V196H32ZM238 195V196H237ZM8 196V197H7ZM30 198H29V197ZM101 198H100V197ZM119 196V197H120ZM171 196V197H170ZM175 196L177 197L176 198V200H173V199H175ZM187 196V197H186ZM226 196H228V198L226 197ZM15 197H17V199L15 198ZM28 197V198H27ZM32 197H34L33 199H32ZM36 197V198H35ZM61 197L65 200L66 199V197H65V195L63 194V195H61ZM99 198V199H97V198ZM179 197V198H178ZM233 197V198H232ZM239 197H240V200L241 201H243L244 202V204L241 202V201H239ZM248 197V198H247ZM25 199L26 198V200H23V199ZM184 198V199H183ZM187 198V199H186ZM224 198V199H223ZM10 199H12V200H10ZM16 199V200H15ZM93 199L95 200V201H97V202H93ZM170 199H171V201L172 202H174V203H172L171 201H170ZM219 201H218V200ZM231 199V200H230ZM244 199V200H243ZM14 200V201H13ZM28 200H30V201H28ZM98 200H100V201H98ZM181 200V201H180ZM184 200V201H183ZM217 200V201H216ZM227 200V201H226ZM259 200H262V198L261 199H259ZM15 201H17V202H15ZM25 202V205H23L24 203H22V202ZM33 201V202H32ZM177 201V202H176ZM222 201V202H221ZM224 201H226V202H224ZM238 201V202H237ZM28 202H30V203H28ZM76 202V203H77ZM203 202H205L206 204H204ZM228 202V203H227ZM240 202V203H239ZM20 203L21 205V207L18 205V204ZM27 203H28V205H27ZM221 203V204H220ZM242 203V204H241ZM17 204V205H16ZM29 204H31L30 206H29ZM48 204H49V206H48ZM64 204H66V203H64ZM90 204V205H89ZM151 204H153L154 205V202H152ZM223 204V205H222ZM229 204V205H228ZM238 204V205H237ZM241 204V205H240ZM24 207H23V206ZM52 205V206H51ZM54 205H55V203H54ZM80 205V206H81ZM204 205V206H203ZM217 205V206H216ZM219 205V206H218ZM233 205H235V207L233 206ZM250 205V204H249ZM65 207H66V205H64ZM207 206V207H206ZM212 206V207H211ZM221 206H223V207H221ZM229 206V207H228ZM236 206H237V208H239V210L237 209L236 210ZM49 207V208H48ZM216 207V208H215ZM221 207V208H220ZM225 207V208H224ZM240 207H242L243 208V210H242V208H240ZM258 207V208H257ZM19 208H21V209H19ZM25 208V209H24ZM57 208H58V206H57ZM205 208V209H204ZM221 209V210H220ZM226 210V214H227V212L229 211V215L227 214H225V210ZM231 209H234V210H231ZM256 209V211L258 210L259 212H256V215H255V213H253V212H255V211H253V210H255ZM262 210V211H261ZM222 211V212H221ZM235 211V212H234ZM220 212V213H219ZM237 212V213H236ZM238 212H239V214H238ZM243 212V213H242ZM245 212V213H244ZM251 212V213H250ZM236 213V214H235ZM241 213L242 214H244L246 217H249L248 219H245L246 217L244 216V215H241ZM212 215V218L210 217L211 215ZM214 214V213H213ZM237 215V216H235V215ZM248 216H247V215ZM55 215L57 216L58 215V213H56L55 212ZM93 215H95V214H93ZM234 215V216H233ZM239 215H241L242 216V218H241V216H239ZM255 215V216H254ZM98 214H96L95 216H91L90 215V218L89 219H91V220H94V218L95 219H97L98 218ZM215 216V217H214ZM220 216H221V219H220ZM231 216H232V218H231ZM262 216V217H261ZM219 217V218H218ZM228 218V219H226V218ZM235 217V218H234ZM259 217L261 218L260 220L261 221H259L258 219H259ZM125 219V221H122V220H124ZM133 218V219H132ZM225 218V219H224ZM230 218V219H229ZM175 219V220H174ZM198 219V220H197ZM213 219V220H212ZM243 219V220H242ZM245 219V220H244ZM193 220H195V221H193ZM198 222H197V221ZM223 220H225V221H223ZM236 220V221H235ZM110 221V220H109ZM118 221V222H117ZM178 221V222H177ZM192 221V222H191ZM228 221V222H227ZM231 221H233L232 222V224H231ZM187 222V223H186ZM210 222V223H209ZM213 224H212V223ZM227 222V223H226ZM238 222H240V223H244V224H241V225H238V224H240V223H238ZM251 222V223H250ZM259 222H261V223H259ZM80 223H79V225H80ZM193 223V224H192ZM195 223H196V225H195ZM199 223V224H198ZM206 223V224H205ZM236 223V225H234ZM248 223V224H247ZM35 224V225H34ZM76 225H77V223H75ZM172 224V225H171ZM186 224H188V226L186 225ZM198 224V225H197ZM200 224H202V225H200ZM217 226V227H214L215 225ZM221 224H223V225H221ZM254 224V226L256 225L257 226V224H258V226L259 227H252V229L254 230H252L251 229V226ZM31 225H33V226H35V227H33V226H31ZM87 225V224H86ZM110 227V225H111V227L109 228L108 226ZM116 225L118 226V227H116ZM219 225V226H218ZM222 227H221V226ZM224 225H227V226H225L224 227ZM238 225V226H237ZM100 226V227H99ZM176 226H177V228H176ZM191 226V227H190ZM197 226H199V227H197ZM213 226V227H212ZM228 226H230V227H232V228H230V229H228L229 227ZM233 226H235V228L233 227ZM243 226V227H242ZM246 226V227H245ZM249 226V227H248ZM108 227V229H106ZM172 227H173V229L175 230V231H177V232H179V233H175L174 234V230L172 229ZM190 227V228H189ZM196 227V228H195ZM219 227V228H218ZM242 227V228H241ZM105 228V229H104ZM114 228V229H113ZM195 228V229H194ZM223 228V229H222ZM234 228V229H233ZM241 228V229H240ZM245 228H247V229H245ZM255 228V229H254ZM260 228V229H259ZM79 229H80V227H79ZM91 229H95L94 231L93 230H91ZM99 229V230H98ZM101 229H103V231L101 230ZM116 229L118 230L117 232H116ZM166 231H165V230ZM169 229H170V231H169ZM201 229V230H200ZM233 229V230H232ZM249 229V230H248ZM258 229V230H257ZM171 230H173L172 231V233H171ZM189 230V231H188ZM224 230V231H223ZM226 230V231H225ZM229 230V231H228ZM242 230H244V231H242ZM246 230H248V231H246ZM257 230V231H256ZM260 230V231H259ZM62 231V232H61ZM72 231V232H71ZM82 231V232H81ZM92 231V232H91ZM98 231V232H97ZM106 231H107V233H106ZM109 231H110V234H108L109 233ZM113 231V232H112ZM169 231V232H168ZM181 231V232H180ZM241 231V232H240ZM249 231H251V232H249ZM65 232V233H64ZM104 232V233H103ZM183 232V233H182ZM184 232H185V234H184ZM196 232H197V234H196ZM198 232H200V234L198 233ZM229 232V233H228ZM244 232V233H243ZM247 232H249V235L247 234ZM252 232H254V234H252ZM258 232V233H257ZM79 233V234H78ZM113 233V234H112ZM141 233V234H140ZM150 233H151V235H150ZM156 233V234H155ZM168 233V234H167ZM180 233H182V234H180ZM192 233V234H191ZM194 233H195V235H194ZM231 233V234H230ZM232 233L234 234V235H232ZM252 235H251V234ZM256 233V234H255ZM81 234V235H80ZM140 234V235H139ZM163 234V235H162ZM180 234V235H179ZM198 234H199V236H202V238L201 237H198ZM231 236H230V235ZM77 235H78V237H77ZM80 235V236H79ZM112 235V236H111ZM150 235V236H149ZM165 235V236H164ZM170 235H172V236H170ZM176 235V236H175ZM179 235V236H178ZM184 236L183 238L181 237V236ZM190 235V236H189ZM197 235V236H196ZM256 235V236H255ZM148 236L151 238H148ZM160 238H159V237ZM195 236H196V238H195ZM204 236V237H203ZM205 236H206V238L207 239H204L205 238ZM156 237V238H155ZM182 239H181V238ZM189 237V238H188ZM241 237V238H240ZM80 238V239H79ZM132 238H134V239H132ZM142 238H143V240H142ZM145 238H147V239H145ZM154 238V239H153ZM163 239V240H165L166 239V241H164L163 242V240H160V239ZM175 238V240H173V239ZM192 240H191V239ZM78 241H77V240ZM116 239V240H115ZM138 239V240H137ZM199 239H200V241H199ZM204 239V240H203ZM228 239H230V240H228ZM244 239V240H243ZM120 240V241H119ZM135 242H134V241ZM137 240V241H136ZM152 240V241H151ZM154 240V241H153ZM181 240V241H180ZM189 240H191L190 241V243H189ZM195 241V243H194V241ZM202 240V241H201ZM228 240V241H227ZM234 240V241H233ZM146 241H148V242H146ZM149 241L151 242V243H149ZM161 241V242H160ZM168 241H170V242H168ZM176 241V242H175ZM177 241H178V243H177ZM186 241V242H185ZM188 241V242H187ZM199 241V242H198ZM247 241V242H246ZM125 242V243H124ZM144 242V243H143ZM153 242H155V243H153ZM205 242V243H204ZM209 242V243H208ZM134 244V245H131V244ZM147 243V244H146ZM153 243V244H152ZM181 243V244H180ZM196 243H199V244H196ZM242 243V244H241ZM244 243V244H243ZM166 244L168 245V246H166ZM173 244H175V248H174V245ZM176 244H178V245H176ZM185 244H187L186 246H185ZM192 244H193V246H192ZM194 244H196V245H194ZM237 244V245H236ZM241 244V245H240ZM250 246H249V245ZM33 245V246H32ZM128 245V246H127ZM130 245V246H129ZM145 245V246H144ZM148 245H149V247H148ZM233 245V246H232ZM257 245V246H256ZM133 246V247H132ZM151 246V247H150ZM157 246H158V248H157ZM160 246H162V247H160ZM173 246V247H172ZM189 246V247H188ZM191 246V247H190ZM195 246V247H194ZM198 248H197V247ZM200 246V247H199ZM205 246V247H204ZM230 246H232V247H230ZM236 246L238 247V252L236 251ZM239 246H241V247H239ZM245 248H244V247ZM254 246V247H253ZM127 247H131L130 249L129 248H127ZM136 247H138V250L137 249H135ZM164 247V248H163ZM170 247V248H169ZM244 249H243V248ZM246 247H247V249H246ZM250 247H251V250H250ZM33 248V249H32ZM134 248V249H133ZM157 248V249H156ZM159 248H160V251H156V250H159ZM166 248V249H165ZM190 248V249H189ZM192 248V249H191ZM203 248V249H202ZM228 248V249H227ZM242 248V249H241ZM129 249V250H128ZM145 249H147L146 251H150V252H147L146 253V251L144 252V250ZM149 249V250H148ZM151 249V250H150ZM163 249V250H162ZM172 249H174V250H172ZM195 249V251H192V250H194ZM196 249H197V251H196ZM253 249H255V250H253ZM258 249V250H257ZM260 249V250H259ZM128 250V251H127ZM179 250H181V251H179L180 252V254L178 255L177 253H178V251ZM182 250H184L183 252H185L184 254H183V252H182ZM187 250V251H186ZM203 251V252H201V251ZM249 250H250V252H249ZM253 250V251H252ZM133 253H132V252ZM177 251V252H176ZM190 251V252H189ZM191 251L193 252V253H191ZM211 251V252H210ZM236 251V252H235ZM240 251V252H239ZM242 251V252H241ZM243 251H245L244 253H243ZM247 251V252H246ZM254 251H256V252H254ZM259 253H258V252ZM263 251V252H262ZM128 252H130V253H128ZM135 252V253H134ZM144 252V253H143ZM159 252H162L160 255L158 254ZM175 254H174V253ZM195 252V253H194ZM210 252V253H209ZM249 252V253H248ZM254 252V253H253ZM262 252V253H261ZM132 253V254H131ZM150 253V254H149ZM190 253H191V255H190ZM199 253V254H198ZM213 253V254H212ZM238 253V254H237ZM242 253V254H241ZM252 253V254H251ZM258 253V254H257ZM131 254V255H130ZM140 254V255H139ZM141 254H143V255H141ZM173 254V255H172ZM185 254H186V259H185ZM192 254H194V256L192 255ZM211 256H210V255ZM241 254V255H240ZM245 254V255H244ZM246 254H248V255H246ZM261 254V257L259 256ZM148 255V256H147ZM162 255H163V258H162ZM170 255H172V256H174V255H176L175 257H170ZM178 255V256H177ZM196 255V256H195ZM255 255V256H254ZM138 256H141V258L140 257H138ZM182 256H184L183 258H182ZM200 256V257H199ZM202 256H203V258H202ZM214 258H213V257ZM227 256H229V257H227ZM232 256V257H231ZM238 256V257H237ZM243 256V257H242ZM249 258H248V257ZM252 256H254V257H252ZM165 257V258H164ZM189 257V258H188ZM195 257L196 259H198V260H196L195 258H194V260H192L193 258ZM205 257H206V259H205ZM236 257V258H235ZM247 257V261L246 260H244L245 258ZM260 257V258H259ZM90 258V261L88 260ZM93 258V259H92ZM235 258V259H234ZM237 258H239V259H237ZM170 259H172V260H170ZM192 260V261H190V260ZM231 259V260H230ZM255 259V260H254ZM258 259V260H257ZM88 260V262H86ZM94 260V261H93ZM174 260V261H173ZM176 260V261H175ZM210 260V261H209ZM244 260V261H243ZM250 260V261H249ZM257 260V261H256ZM93 263H92V262ZM148 261V262H147ZM199 261V262H198ZM19 262V263H18ZM91 262V263H90ZM198 262V263H197ZM202 262H205V263H202ZM208 262V263H207Z\"/></svg>",
	"mask_w": 264,
	"mask_h": 264
}]
</instances>
